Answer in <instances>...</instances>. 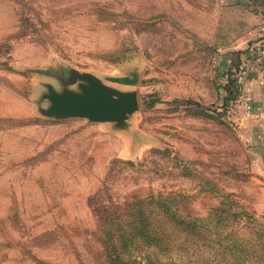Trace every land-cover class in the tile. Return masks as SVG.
I'll return each instance as SVG.
<instances>
[{
  "label": "rangeland",
  "instance_id": "374dc122",
  "mask_svg": "<svg viewBox=\"0 0 264 264\" xmlns=\"http://www.w3.org/2000/svg\"><path fill=\"white\" fill-rule=\"evenodd\" d=\"M221 7L0 0V264H110L104 209L157 192L223 220L212 231L236 241L227 264H264V162L253 151L264 148V91L248 65L253 30L240 28L253 21ZM71 69L138 93L126 128L39 113L46 84L78 91ZM133 74L134 85L106 79ZM143 246L134 264H187ZM218 252L202 256L214 263Z\"/></svg>",
  "mask_w": 264,
  "mask_h": 264
},
{
  "label": "trees",
  "instance_id": "16d2710c",
  "mask_svg": "<svg viewBox=\"0 0 264 264\" xmlns=\"http://www.w3.org/2000/svg\"><path fill=\"white\" fill-rule=\"evenodd\" d=\"M186 103L198 107L197 102L188 100ZM224 197L228 200L231 195ZM186 200L189 196L180 193L157 192L131 196L121 208L104 209V248L109 263L134 264L130 258L131 249L144 245L165 255L177 253L187 264H227L224 252L234 250L236 241L225 242L220 233L212 231L223 220L214 226L209 219H197L189 208L186 209ZM214 248L219 252L212 263L202 253ZM256 253L249 257H255ZM235 259L232 254L231 260Z\"/></svg>",
  "mask_w": 264,
  "mask_h": 264
},
{
  "label": "water",
  "instance_id": "95a60500",
  "mask_svg": "<svg viewBox=\"0 0 264 264\" xmlns=\"http://www.w3.org/2000/svg\"><path fill=\"white\" fill-rule=\"evenodd\" d=\"M118 84L134 85L138 76L107 77ZM78 82V91L63 88L57 91L51 84H46L47 92L42 98L47 99V108H39L41 115L57 120L82 118L93 123H113L116 128L127 127V120L139 108V97L135 90L121 91L105 84L90 72L70 70V83ZM264 162V148L253 149Z\"/></svg>",
  "mask_w": 264,
  "mask_h": 264
},
{
  "label": "crops",
  "instance_id": "0c3cea01",
  "mask_svg": "<svg viewBox=\"0 0 264 264\" xmlns=\"http://www.w3.org/2000/svg\"><path fill=\"white\" fill-rule=\"evenodd\" d=\"M222 10L236 9L240 18L252 19L253 24L245 23L240 28L253 30L249 33L254 37L255 44L246 53L251 52L253 58L248 65L255 68L256 73L253 75L257 78L258 83L264 91V0H220ZM252 27V28H250ZM249 62L247 59L244 60ZM245 66V62L242 61Z\"/></svg>",
  "mask_w": 264,
  "mask_h": 264
},
{
  "label": "built area",
  "instance_id": "2783aa9c",
  "mask_svg": "<svg viewBox=\"0 0 264 264\" xmlns=\"http://www.w3.org/2000/svg\"><path fill=\"white\" fill-rule=\"evenodd\" d=\"M237 106H239L240 108H243L244 110H247L250 107L249 104H248V102L245 101L242 98L239 99V102H238Z\"/></svg>",
  "mask_w": 264,
  "mask_h": 264
}]
</instances>
